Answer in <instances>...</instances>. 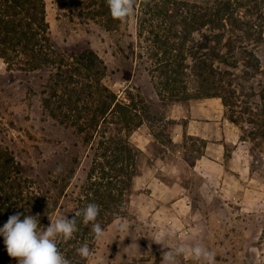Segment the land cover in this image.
I'll use <instances>...</instances> for the list:
<instances>
[{
    "label": "rangeland",
    "instance_id": "1",
    "mask_svg": "<svg viewBox=\"0 0 264 264\" xmlns=\"http://www.w3.org/2000/svg\"><path fill=\"white\" fill-rule=\"evenodd\" d=\"M43 1L55 49L67 54L91 51L102 63L100 67L104 68L101 76L103 85L124 103L129 99L132 103L143 102V105H138L143 124L141 129L131 134V141L139 147L146 143L139 161L140 181L137 180L134 186L127 214L107 226L103 240H94L91 249L94 255L84 264H94L98 257L102 258L103 264H160L162 252L179 244L207 247L215 253L216 264H264V100L260 98L264 95V0H136L133 15L115 27L89 14L81 16L85 11L75 3L89 0ZM144 1L186 3L213 9L221 3L230 4V18L225 16L213 26L211 33L223 34L220 46L227 43L234 48H245L258 59L260 70L252 77L244 75L242 54L236 55L238 63L235 68L216 64L222 71H228L222 78L224 113L239 129V137L243 141L240 153L249 164V176L253 180H239L240 186L235 194L227 186L225 190L224 187L217 188L215 193H201L200 190L206 192L205 188L198 189L201 179L192 176L179 160L181 157L190 163L200 153L199 144L186 140L182 145L174 146L169 142L170 125L161 119L169 113V104L174 99L165 94L157 97L156 93H161L157 78H150L155 76L152 65L168 57L175 64L190 65L186 51L199 41L200 33L194 31L188 36L183 42V52L170 50L167 56L156 51L154 56V38L148 34L150 28H139L142 19L150 18L143 16ZM169 8L172 12L169 20L176 23L175 31H180L176 7ZM154 21V24L161 22ZM247 23L258 25L253 29L258 32L257 36H244ZM209 30L205 27L203 31L208 34ZM153 31L161 33V29ZM180 37L177 35L169 41L177 46L182 42ZM179 55L185 61H181ZM178 71L188 74V70ZM47 75L44 71L7 70L0 59V159L3 160L4 155L12 157L23 176L40 187L49 188L53 194L66 185L64 192L68 197L63 201L64 210L53 212L50 217L54 220L71 209L94 157L88 144L83 142V134L80 136L73 127L52 118L41 105L46 97ZM187 87L191 89L192 84ZM231 150L226 148L229 159ZM52 181L56 184L49 183ZM159 182H175L185 188L190 202L187 208H167L168 202L148 196L147 187L153 186V193L159 195L163 188ZM247 187L257 193L246 194ZM59 201L61 204L62 199ZM118 222L127 224L126 232L116 231ZM49 224L48 218L42 227ZM160 232L169 234L164 246L150 239ZM179 264L195 262L181 257Z\"/></svg>",
    "mask_w": 264,
    "mask_h": 264
},
{
    "label": "trees",
    "instance_id": "2",
    "mask_svg": "<svg viewBox=\"0 0 264 264\" xmlns=\"http://www.w3.org/2000/svg\"><path fill=\"white\" fill-rule=\"evenodd\" d=\"M75 5L85 11L81 16L89 14L101 18L110 27L120 22L110 15L106 0L76 2ZM169 7H176L180 31H175L176 23L169 20L172 18ZM143 10V16L150 18L142 19L139 28H150L148 34L154 38V56L157 55L156 51H160L161 55L169 54L170 50L183 52V42L188 36L194 31L200 33L199 41L186 51L190 65L185 67L181 62L175 64L169 57L152 65L155 76L151 75L150 78L156 77L158 80L161 93H157L158 97L165 94L175 101L217 97L225 105L221 97V92H224L222 78L228 71H222L216 64L235 68L238 63L236 55L242 54L244 59L240 60L244 65V75L252 77L259 72V62L252 51L234 48L227 43L220 46L223 34L211 33L213 26L225 16L230 18V4L221 3L213 9L186 3L144 1ZM45 17L43 0H0V59L7 70L48 73V84L44 91L46 97L41 105L52 118L73 127L80 136L83 134V142L88 144L94 157L71 209L63 215L71 219L87 204L96 203L100 207L96 222L106 229L113 220L127 214L134 180L140 172L139 161L143 152L132 143L131 134L143 124L138 106L143 102L132 103L129 99L128 103H124L103 85L101 76L104 68L100 67L102 63L91 51L67 54L55 49ZM156 19L161 20L160 24H154ZM247 25L244 36H257L258 32L253 29L258 25ZM205 27H208V34L203 31ZM154 29H161V33H154ZM177 35H181L182 42L174 46L170 41ZM178 57L185 61L182 55ZM179 69L188 70V74L179 72ZM190 83L192 88L188 89ZM260 98L263 101L264 95ZM69 176L68 173L67 179ZM49 183L56 184L55 181ZM65 186L53 194L44 185L40 187L23 176L12 157L4 155L0 161V227L16 213H21V219L25 215L38 214L37 219L42 226L53 212L64 210L63 201L68 197L64 192ZM91 228V223L85 225L78 218L77 231L71 239L57 238L58 250L70 264H84L86 261L76 250L84 244L93 249L95 239ZM16 261L8 256L4 238L0 236V264H16Z\"/></svg>",
    "mask_w": 264,
    "mask_h": 264
},
{
    "label": "crops",
    "instance_id": "3",
    "mask_svg": "<svg viewBox=\"0 0 264 264\" xmlns=\"http://www.w3.org/2000/svg\"><path fill=\"white\" fill-rule=\"evenodd\" d=\"M169 105V113L161 119L170 125L168 130L169 142L174 146H180L186 140H189L190 142L198 143L200 146V153L190 163L181 157H179V160L181 164L190 170L189 172L192 176L201 179L198 189L205 188L206 191L200 190L201 193H215L217 188L224 187L225 190L227 186L230 187L231 193L235 194L240 186L239 180L253 181L249 176V164L243 160V156L240 153V145L243 141L239 137V129L232 121L226 118L224 105L220 98L173 100V103ZM138 129H141V126L133 133ZM244 143H246L245 140ZM133 144L140 151L146 147V143L142 147H139L134 142ZM227 147L232 149L230 159L226 156ZM140 178L141 174L139 172V175L134 180V186L137 184V180L140 181ZM159 185L163 187L159 195L153 193L155 192L152 191L155 188L153 186L147 187L149 190L147 192L148 196L153 195L155 199H161L166 204L168 202L167 208L169 206L187 208L190 204L186 189L182 186L175 182L172 184L159 182ZM245 193L253 194L257 193V191L247 187L245 188ZM168 195L169 197L166 199ZM160 207H162L161 204Z\"/></svg>",
    "mask_w": 264,
    "mask_h": 264
},
{
    "label": "clouds",
    "instance_id": "4",
    "mask_svg": "<svg viewBox=\"0 0 264 264\" xmlns=\"http://www.w3.org/2000/svg\"><path fill=\"white\" fill-rule=\"evenodd\" d=\"M113 19L126 21L135 10L136 0H106ZM100 207L96 203H89L79 210L71 219L66 215L57 216L54 220L49 217L50 224L44 228L40 225L37 215H25L21 219V213L9 216L7 222L0 227V236L4 238V244L9 257L17 260V264H70V261L58 250L56 240L62 237L69 240L77 231L78 218L83 224L91 223V231L94 239L101 241L106 237V230L97 223ZM116 231L126 232L127 224L118 222ZM168 233L160 232L155 238H150L157 244L164 246V240ZM77 253L84 259L94 254L87 244L82 245ZM190 258L195 264H216L215 253L200 244L186 247L179 244L162 252L160 264H179L180 258ZM94 264H103L102 258H96Z\"/></svg>",
    "mask_w": 264,
    "mask_h": 264
}]
</instances>
